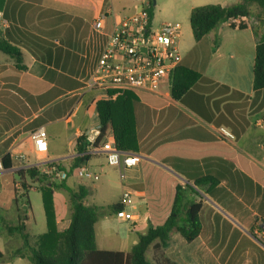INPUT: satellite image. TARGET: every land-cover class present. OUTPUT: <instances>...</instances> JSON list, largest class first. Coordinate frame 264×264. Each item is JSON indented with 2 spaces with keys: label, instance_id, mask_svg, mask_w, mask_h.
Here are the masks:
<instances>
[{
  "label": "crops",
  "instance_id": "0c3cea01",
  "mask_svg": "<svg viewBox=\"0 0 264 264\" xmlns=\"http://www.w3.org/2000/svg\"><path fill=\"white\" fill-rule=\"evenodd\" d=\"M130 1V9L125 8L129 4L126 2L119 11L112 0H0L4 13L0 41H8L22 51L20 65L24 66L19 70L15 60L0 51V161L9 155L13 164L11 169L0 172V264H31L23 250L24 241L13 227L24 223L30 245H36L28 232L32 222L28 192L17 193L14 188L11 191L10 184L17 182V171L26 162H58L69 168L77 155L78 137L91 138L98 133L96 103L103 95L83 89L85 67L79 54L92 22L101 12L111 8L127 16L140 11V3ZM219 3L207 0L192 9ZM257 19L252 24L249 17L239 19L247 24L244 30L231 28L230 70L224 60L227 53L221 49L223 40L212 31L209 41L217 40L218 44L202 78L181 96V101L172 97V84L162 86L159 94L137 95L148 111L146 127L152 130L157 121L163 123V141L151 150L141 145L152 139L140 135L145 122H137L141 162L133 168L128 187L146 183L149 175L153 183L148 194L150 203L126 207L135 219L129 222L128 229L120 231L111 227L112 216L106 210L95 224L99 249L130 251L139 234H145L149 225L159 224L170 214L177 185L193 184L206 177L219 179L224 174L226 177L207 194L197 197L202 202L199 236L187 242L179 233H171L165 255L171 264H264V245L252 233L264 219V128L259 126L264 121V90L253 87L255 50L264 38V23L260 18L263 26L257 28ZM226 26L228 23L222 25ZM195 44L194 39L191 49ZM242 44L244 49L238 46ZM189 62L197 66L200 63L197 59ZM41 127L47 132L48 151L37 155L31 134ZM108 140L114 141L113 134ZM101 159L106 160L104 154L91 152L86 165L100 174L97 168L103 166ZM70 179L86 186L87 181H81L76 174ZM28 184L34 188V183ZM69 223L70 218L60 227L66 229ZM112 234L130 241L129 248H112L106 241Z\"/></svg>",
  "mask_w": 264,
  "mask_h": 264
},
{
  "label": "trees",
  "instance_id": "16d2710c",
  "mask_svg": "<svg viewBox=\"0 0 264 264\" xmlns=\"http://www.w3.org/2000/svg\"><path fill=\"white\" fill-rule=\"evenodd\" d=\"M252 3L257 4L264 13V0H245L243 4L229 6L207 4L191 10L190 26L196 44L186 54L172 76L171 95L175 100L181 101V96L202 78V71L210 60L214 47L218 44L217 40L209 41V33L225 23L233 29H246L245 22H236V20L250 16L248 5ZM149 14L153 18L152 2ZM262 22L264 23V17ZM0 51L10 55L19 70L24 69V66L20 65L23 53L19 48L8 41H0ZM196 59L200 62L199 65H191L189 61ZM253 87L255 90H264V38L258 42L255 50ZM137 101L138 98L133 92H124L115 100L101 98L97 101L99 135L94 140V147L102 146L113 134L114 142L119 150L138 154L139 142L134 111V104ZM90 147L88 136L78 137L75 148L77 155L71 166L67 168L59 165V169L68 171L70 178L77 168L90 160ZM2 163L4 169L13 167L9 155L3 157ZM224 167L221 168L223 171L226 170ZM18 175L22 177L24 192H28L31 188L30 184L26 183V178L31 179L33 183L41 184L44 191L47 231L38 237L36 245H30L24 223L12 228L21 235L24 241L23 250L27 252L31 264H171L165 255V250L171 245V233H179L187 242H192L199 236L202 230L199 215L202 202L197 201V197L207 194V190L215 187L222 178L226 177L221 174L219 179L206 177L196 180L193 184L177 185L170 214L159 224L149 225L145 234L138 235V242L131 250L123 252L98 248L95 224L105 216V211L102 207L84 203L89 193L86 186L78 184L77 189L72 190L66 184L69 178L57 183L36 167L20 170ZM61 188L70 191L71 210L69 226L63 231L58 229L51 202L52 192ZM122 208L120 202L111 207L113 213H117ZM149 251H153L152 258L148 257Z\"/></svg>",
  "mask_w": 264,
  "mask_h": 264
},
{
  "label": "built area",
  "instance_id": "2783aa9c",
  "mask_svg": "<svg viewBox=\"0 0 264 264\" xmlns=\"http://www.w3.org/2000/svg\"><path fill=\"white\" fill-rule=\"evenodd\" d=\"M137 1L141 9L132 15L122 16L110 8L101 12L92 22L91 31L79 54L85 67L84 90H97L104 99L115 100L124 92H133L135 95L159 94L162 86L171 84L172 76L183 60L180 53L181 25L166 23L155 26L149 14L151 0ZM0 21L4 22L1 10ZM259 126L264 128V121ZM223 133L229 139L233 138L231 134ZM98 135L99 128L95 137H88L91 152L104 154L107 164L118 167L121 178L125 179L126 171L138 166L141 156L123 152L114 141L109 140L100 147H94ZM31 138L37 155L47 153L48 136L43 127L35 130ZM20 158L26 160L25 156L21 155ZM59 165L58 162H26L20 170L36 167L59 183L69 178L68 171L59 169ZM3 169L0 161V170ZM75 174L83 182L98 181L100 178V174L86 164L77 168ZM15 187L20 189L22 185L16 182ZM120 203L123 208L116 213L117 217L133 221L134 215L126 209L132 204L131 194L124 192ZM252 233L264 245V219L256 224Z\"/></svg>",
  "mask_w": 264,
  "mask_h": 264
},
{
  "label": "rangeland",
  "instance_id": "374dc122",
  "mask_svg": "<svg viewBox=\"0 0 264 264\" xmlns=\"http://www.w3.org/2000/svg\"><path fill=\"white\" fill-rule=\"evenodd\" d=\"M112 1L115 8L119 11L122 10L123 5H125L126 2H129V4L126 3L127 4V7H125L126 9H130L131 8L130 6L132 5L130 0H112ZM205 1L207 0H155V4L152 3L153 22L155 26H160L161 24H166V23L181 25L182 36L180 39V53L182 56L186 55V53L191 49V46L194 43V36L190 26V13L192 10V6ZM219 1L221 2L219 4L229 6L234 4H243L245 0H219ZM248 9L250 12V16H249L250 24H252L254 18L255 20L256 18H258L257 19L258 24L256 27L261 29L263 24H261L259 20L260 18L264 17L263 10L255 3L249 4ZM231 31H232L231 28H229L228 26L222 27V25L214 30V32L218 34L219 37L223 40L221 49L222 51L227 53V57H224V60H226L229 70L231 69V56H229L228 54L231 52ZM262 31L264 33V30ZM242 32L243 31H239V33ZM239 37H242V35H240ZM238 46H241L243 48L244 44ZM245 52H247V48ZM139 102L140 101L138 99V101L135 102L134 104V111L136 117V131H137V122L139 121L141 124L145 122L144 127L141 128L140 135L152 139L150 142L146 143L145 141L141 145L143 149L150 148L152 150L155 147L159 146L163 141L160 140V138L163 136V131H162L163 123L160 122L159 120L157 121L156 123L157 126L154 129L152 130L148 129L146 127V124H148V111ZM139 148H140V144H139ZM101 161L103 163L102 168L100 167L97 168V171L100 173L99 180L93 182L87 181L86 183V187L89 193L86 199L84 200V203L89 206L102 207L103 211L107 210L109 213H111L110 214L112 216L111 227L114 230L120 231V230L128 229L130 221H126L122 223L116 214H112L111 207L112 205L119 202L123 196V193L128 190L132 193L131 195L132 204L138 206L140 204L138 202H141L142 205H146V203H150L148 201L149 199L148 194H149V190L151 192L150 188L153 187L152 180L148 179L149 175L147 173L148 181H146V183L139 182L135 186L129 188L128 185L130 183V178L133 176V170L135 168L126 171V178L122 179L118 167L107 165L105 159H101ZM2 171H4V169L0 170V172ZM19 171H17L18 174ZM27 180L28 182L26 183H33L31 179L26 178V181ZM15 181L19 182L22 185L23 180L21 176L16 175ZM68 185L72 190H76L78 183L70 179L68 180ZM10 187H11V191L14 188L13 191L14 192L16 191L17 193L24 191L22 187L20 189H17L13 183L10 184ZM33 187H34L33 189H30L28 191V197L31 202V208L29 209V214L32 220L28 232L30 235V240L37 243L38 237L47 231V219L44 209V191L42 190V185L39 184L38 182H35ZM69 200H70V191L67 189L64 188L57 189L54 190L51 194V202L55 211L56 221L60 219L59 220L60 223L58 225L59 231L64 230V228L62 226L60 227V225H63L71 216ZM18 201L20 203H23L21 199H19ZM164 205L166 206V204H163V207ZM2 223L3 222L0 219V226ZM102 237H104L103 232H102ZM102 237L101 235L99 236V245L101 247H102L101 245ZM106 241H109L112 244V248L115 249L129 248L130 246L129 244H131L130 241L127 242V240H121V236L114 234L109 236V239L107 238ZM150 254L152 255L148 254V257L152 258L153 251H151Z\"/></svg>",
  "mask_w": 264,
  "mask_h": 264
},
{
  "label": "water",
  "instance_id": "95a60500",
  "mask_svg": "<svg viewBox=\"0 0 264 264\" xmlns=\"http://www.w3.org/2000/svg\"><path fill=\"white\" fill-rule=\"evenodd\" d=\"M151 2H152L153 4H155V0H151ZM91 138H93V136H91ZM23 208L26 209V208H27V205H24Z\"/></svg>",
  "mask_w": 264,
  "mask_h": 264
}]
</instances>
